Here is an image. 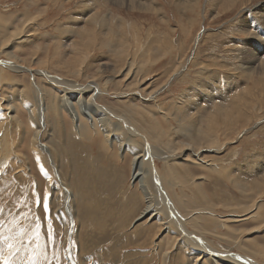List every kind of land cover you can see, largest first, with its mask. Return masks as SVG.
I'll return each instance as SVG.
<instances>
[{
    "label": "rangeland",
    "instance_id": "rangeland-1",
    "mask_svg": "<svg viewBox=\"0 0 264 264\" xmlns=\"http://www.w3.org/2000/svg\"><path fill=\"white\" fill-rule=\"evenodd\" d=\"M0 135L9 264H264V0H0Z\"/></svg>",
    "mask_w": 264,
    "mask_h": 264
},
{
    "label": "bare ground",
    "instance_id": "bare-ground-1",
    "mask_svg": "<svg viewBox=\"0 0 264 264\" xmlns=\"http://www.w3.org/2000/svg\"><path fill=\"white\" fill-rule=\"evenodd\" d=\"M119 2H122V0H118ZM125 1V0H124ZM229 1H231V2H233V1H235V0H229ZM263 10V9H262ZM261 12V11H260ZM248 29V28H247ZM251 46V45H250ZM259 60H261V62H262V58H260ZM256 62H257V60H256ZM258 63V62H257ZM258 64H261L260 62L258 63ZM20 67V66H19ZM15 69H18V68H15ZM22 69V68H21ZM21 71V70H20ZM23 71H24V69H23ZM19 72V71H18ZM53 80V79H52ZM57 82V81H56ZM63 83V82H62ZM61 84V83H60ZM62 85V84H61ZM57 87V86H56ZM66 87V86H65ZM93 88V87H92ZM55 90H57V89H55ZM63 94L65 95V98H66V96H68L67 94H68V92H67V88H64L63 89ZM62 92V91H61ZM76 92V91H75ZM72 93V95H77V93ZM80 94H84V93H87V92H89V91H87V92H83L82 93V88H80L79 89V91H78ZM90 94L92 95V96H95V94H97L96 93V89H93V90H91V92H90ZM78 96V95H77ZM90 96V95H89ZM88 96V97H89ZM79 97V96H78ZM85 97V96H84ZM65 98H63V99H65ZM74 99V98H73ZM84 99V98H83ZM72 100V99H71ZM79 100V99H78ZM92 104V103H91ZM96 106V105H95ZM89 107V106H88ZM11 119V118H10ZM2 126V125H1ZM38 126V125H37ZM34 127V126H33ZM39 130V129H38ZM4 132V131H3ZM2 132V133H3ZM5 134V133H4ZM0 137H1V135H0ZM107 137V136H106ZM37 139V138H36ZM1 142H2V140H0ZM0 142V143H1ZM2 145H3V142H2ZM4 146V145H3ZM3 146H1L0 145V147H3ZM130 147V146H129ZM124 148V147H123ZM1 150V149H0ZM3 150V149H2ZM7 150V149H6ZM1 152V151H0ZM145 152V151H144ZM141 153H143V152H141ZM146 153V152H145ZM147 153H148V151H147ZM152 154V153H151ZM151 156V155H150ZM3 157V156H2ZM154 157V156H153ZM4 159H2V158H0V165H3V163H4V161H3ZM133 163H132V167H133V172L135 173H133L132 174V180L133 181H135V180H138L137 179V177H141V179H140V181L138 182V183H140L139 185H140V189L143 191V193H144V195H146V193H145V186L142 184V182H144V181H142V179H144L145 178V174L144 173H140L142 170H141V168H142V166H143V162H142V155H138V153L136 154H134V157H133ZM136 170V171H135ZM144 172V171H143ZM162 198V197H161ZM165 200V199H164ZM152 198H151V196L149 195V194H147V196H145V203H146V207H145V209H144V211L141 213V215H140V217L141 216H143L144 215V212H145V210L147 209V208H153L152 206H153V203H152ZM165 209V208H164ZM161 207H160V209H158V210H156L155 212L154 211H152V213H148V214H146L143 218H141V219H145V220H147V221H150V220H158V219H160L161 220V218H159L158 217V212L159 213H162L161 212ZM170 211H172V216L174 215V213H173V210H172V208H170L169 207V209H167V213L169 214L170 213ZM165 212V211H164ZM163 214H165V213H163ZM155 215V216H154ZM170 215H171V213H170ZM154 216V217H153ZM174 218H176V216L174 215L173 216ZM177 219V218H176ZM138 220H140V219H138ZM177 221H178V219H177ZM176 221V222H177ZM175 222V223H176ZM162 223H163V221H162ZM172 223V222H171ZM174 223V224H175ZM179 223V222H178ZM181 223V222H180ZM175 226V225H174ZM179 226V225H178ZM177 226V227H178ZM173 228V227H172ZM184 228V227H183ZM174 230H175V228H174ZM181 231V230H180ZM182 232V231H181ZM181 235H184V233L183 234H181ZM183 237V236H182ZM184 237H185V235H184ZM184 240H185V238H184ZM183 242V241H182ZM184 245V244H183ZM185 246V245H184ZM201 247V249L199 250V249H191V251L193 252L192 254H196L197 255V259L195 260V262H199V261H207V262H209V260H211L214 264H226L228 261H231L230 259H226V260H222V259H218V258H215V257H213L212 256V254H210L206 249V246H200ZM194 248V247H193ZM206 251V252H205ZM210 263V262H209ZM235 264H238L237 262H234ZM210 264H212V263H210ZM231 264H232V262H231Z\"/></svg>",
    "mask_w": 264,
    "mask_h": 264
},
{
    "label": "snow or ice",
    "instance_id": "snow-or-ice-1",
    "mask_svg": "<svg viewBox=\"0 0 264 264\" xmlns=\"http://www.w3.org/2000/svg\"><path fill=\"white\" fill-rule=\"evenodd\" d=\"M137 179H139V177H137ZM133 183H135V181H133ZM48 200H49V195L46 193L44 196V199H43V208H44L45 214H47L48 210H49ZM150 211H154V209L153 208H147L144 212V215L141 217H138V219L143 218ZM9 239H10L9 237L3 238V242L7 245V248L9 250V255H2V257H0V264H9V256L11 255V251L14 248V245L12 243L8 242ZM34 261H35V258L30 256L29 257V264H34Z\"/></svg>",
    "mask_w": 264,
    "mask_h": 264
}]
</instances>
